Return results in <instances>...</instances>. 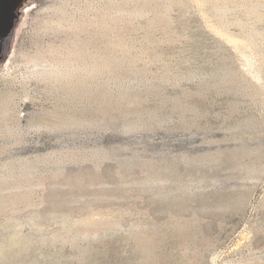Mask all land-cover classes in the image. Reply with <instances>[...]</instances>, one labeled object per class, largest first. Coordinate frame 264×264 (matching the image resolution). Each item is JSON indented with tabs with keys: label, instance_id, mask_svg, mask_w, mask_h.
I'll return each instance as SVG.
<instances>
[{
	"label": "rangeland",
	"instance_id": "374dc122",
	"mask_svg": "<svg viewBox=\"0 0 264 264\" xmlns=\"http://www.w3.org/2000/svg\"><path fill=\"white\" fill-rule=\"evenodd\" d=\"M0 264H264V0H15Z\"/></svg>",
	"mask_w": 264,
	"mask_h": 264
},
{
	"label": "water",
	"instance_id": "95a60500",
	"mask_svg": "<svg viewBox=\"0 0 264 264\" xmlns=\"http://www.w3.org/2000/svg\"><path fill=\"white\" fill-rule=\"evenodd\" d=\"M15 0H0V24L5 23L11 10L13 9Z\"/></svg>",
	"mask_w": 264,
	"mask_h": 264
},
{
	"label": "bare ground",
	"instance_id": "6f19581e",
	"mask_svg": "<svg viewBox=\"0 0 264 264\" xmlns=\"http://www.w3.org/2000/svg\"><path fill=\"white\" fill-rule=\"evenodd\" d=\"M85 52V51H84Z\"/></svg>",
	"mask_w": 264,
	"mask_h": 264
}]
</instances>
